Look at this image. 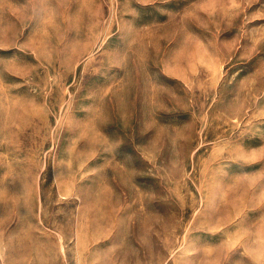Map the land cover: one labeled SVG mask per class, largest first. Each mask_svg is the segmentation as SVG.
I'll list each match as a JSON object with an SVG mask.
<instances>
[{
    "label": "rangeland",
    "instance_id": "1",
    "mask_svg": "<svg viewBox=\"0 0 264 264\" xmlns=\"http://www.w3.org/2000/svg\"><path fill=\"white\" fill-rule=\"evenodd\" d=\"M0 264H264V0H0Z\"/></svg>",
    "mask_w": 264,
    "mask_h": 264
}]
</instances>
